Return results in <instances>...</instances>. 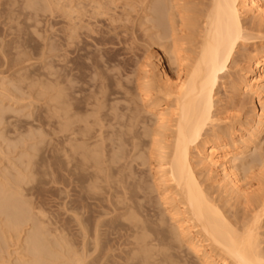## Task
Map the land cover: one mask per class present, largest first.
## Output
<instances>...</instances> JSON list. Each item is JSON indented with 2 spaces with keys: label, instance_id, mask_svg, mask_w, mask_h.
<instances>
[{
  "label": "bare ground",
  "instance_id": "1",
  "mask_svg": "<svg viewBox=\"0 0 264 264\" xmlns=\"http://www.w3.org/2000/svg\"><path fill=\"white\" fill-rule=\"evenodd\" d=\"M167 4H165L166 6L163 4L159 10L157 9L161 23L158 25L159 27L156 24L158 31L156 38L158 37L162 42H160L161 44L169 41V44L167 43L169 46L164 48L162 54L167 69L163 66V63H158L156 64L157 73L152 69H144V74L137 76L136 100L138 98L140 101L139 104H141L143 111L141 107L140 110H135L134 105V110H130L125 122H120L123 119L121 116L122 119L118 121L119 129L116 128V130L114 129L106 135L102 132L101 127L92 132V128L80 127L79 120L74 119V144L72 143L74 152H71L72 150L70 149V152L74 153V200L75 198L85 197L83 199L90 200L92 198L94 200L96 198L98 201H103L104 198H99V195H101L99 192L105 194V202L108 203L107 212L114 214L115 218L113 219L112 215L110 221L124 220L128 222V225L135 230L132 237L135 239V243L139 245L138 253L143 262H149L148 259L152 258V249L156 245V239H152L150 234L153 229L151 232H147L148 228L145 229L143 226V221L146 218L143 217L144 215L142 216L141 207L138 205L132 206V200L129 203V196L132 195V190H139L140 192L138 191L137 193H141V196H144L147 190L143 185L144 181L141 175L135 168L131 170L130 167L132 163L139 166L147 165L151 176L150 188L158 195L160 203L158 202L157 204L162 206L160 211H164L171 222L169 232L173 236L172 238L185 248L184 251L186 250L193 254L198 263L264 264V246H261L262 240L260 238V229L262 228V222H264V188L249 194L248 188L243 183L244 177L240 172V169L245 170L246 153L252 147L256 148L260 135L264 131V0H209L201 15L202 26L197 32L199 39L196 42L197 36L193 37L195 38L196 46L190 48L191 50L188 54H182L181 47L177 44L174 27L176 22L171 11L172 7H167ZM32 6L30 5V7ZM82 7L84 8V6ZM93 8H95L94 5L92 10ZM91 13L93 14V12ZM99 13L101 12L99 11ZM247 14L253 19L250 24H248L249 22L245 24L246 19L244 20V16L246 17ZM191 20H189L190 24L193 21ZM180 21L182 23L183 18ZM193 26L195 25L193 24ZM103 40L101 36L97 38L98 43ZM248 43L251 45L249 51H247L248 46L245 47ZM240 47L247 49L245 51V48H242L244 50L243 56L237 55V57L240 56L238 58L241 61L239 59L236 60V54ZM157 55L160 60V55L158 53ZM77 59L79 60V58ZM231 69L234 70L232 74L229 72ZM226 75L229 78L227 81ZM221 80L222 82L220 83L219 81ZM93 81L95 80L93 79ZM219 87L229 90L227 92L229 95L227 100L229 99L233 102V98L238 100L240 98H237V96L240 95H249L250 99H257L261 105L260 112H248L244 121L241 117L220 118L222 115L218 113L220 108H216V104L219 102L216 98ZM106 90L103 93L106 94ZM244 102L240 103L243 104ZM223 106L226 108L225 105ZM82 110L80 109V111ZM226 115L228 116V114ZM68 125L66 126L68 127ZM12 149L15 150V146ZM62 151L61 153L64 154V149ZM68 155H70L69 152ZM31 157L32 155L27 156L23 167L20 168L18 166L20 169L18 167L16 169L12 168L15 171L12 174L11 172L10 174L6 172L8 175L0 173V261L6 258L2 261L4 263L7 260V255L12 256L14 254H8L5 249H7L6 247L10 242H16L14 244L17 248L13 249L16 258L14 256L15 259L8 257V260H15V264H84V257H86L84 241L81 245L80 255L77 250L72 249L73 245H69L68 242L71 241L63 238L68 233L67 231V233L64 232V236L57 235L59 229L60 232L65 231H62L61 228L63 227L58 226L59 229L56 227L52 229L49 227L50 223L46 224L44 220L46 218L45 210L43 211L44 208L40 205V202H43L41 197L44 194L41 193L42 195L38 198L42 200H38L36 204L32 203V200L28 198L33 194L39 195L41 188L39 189L40 186L38 187V184L39 182L43 184L42 181L37 182L35 178L36 184L34 177L38 175V180H40V177L42 179V176H40L42 171L40 169L44 164L35 162L39 167V170L37 168L39 174L36 172L34 174L31 173L36 170L35 166H30ZM258 165H261L260 160L257 163ZM51 167L54 168L52 169L54 172L55 167L50 166L49 168L51 169ZM49 171L51 170L47 172ZM47 172L44 171V173ZM29 173H31V176ZM52 173H50V177H52L51 181L53 182V178L56 175L53 173V176ZM57 181L63 182V180L59 179ZM57 181H54V183L57 184ZM42 184L39 185L42 186ZM44 191L46 192V188ZM148 191L150 193V190ZM129 192L131 195H129ZM232 198L243 204L241 213L229 210V202ZM33 202H36V200ZM75 205V209L72 208V211L77 209V205L76 207ZM85 206H82V208ZM80 208L78 209L80 210ZM107 212L105 211V214ZM74 217L76 219V216ZM81 217L82 219L77 217V220H75L76 225L79 227L76 232L85 235L87 229L85 226L88 227L89 222L87 224L88 219L83 218L84 216ZM140 217L142 218L140 219ZM161 219L163 218L161 217ZM161 219L152 222L156 229L163 224H160L163 221H160ZM99 220L101 219L98 218V221L93 224V230L92 227L90 228L91 232L93 231L92 235H94L95 250L105 238V236H102L103 240L99 241V239H102L100 236L103 234L99 232L101 224ZM54 224H51V226ZM107 227L109 226L103 228ZM103 228L101 227V229ZM88 230L87 232H89ZM104 231H108V229H104ZM22 232L24 233L23 237H21ZM60 232L59 234H61ZM14 244L12 245L15 246ZM103 246L104 244L101 247L103 248ZM16 249L20 250L16 252ZM3 255L5 256L3 257ZM133 257V254H129L126 260H124L125 258L123 259L124 263L122 261L119 262H122L121 264H130L129 261ZM62 258H65V261L63 259V261L59 262L58 260ZM168 259V255L164 254L163 258L158 262L148 264H164L165 262L168 263ZM12 262L14 264V261L9 263L12 264Z\"/></svg>",
  "mask_w": 264,
  "mask_h": 264
},
{
  "label": "rangeland",
  "instance_id": "2",
  "mask_svg": "<svg viewBox=\"0 0 264 264\" xmlns=\"http://www.w3.org/2000/svg\"><path fill=\"white\" fill-rule=\"evenodd\" d=\"M167 2L169 3L167 4ZM208 3L209 0H0V173L8 175V173L10 174L11 172L12 174L15 172L14 169H16V167H23L28 155H32L30 159V166L33 165V167L35 166L36 169L31 173L34 174L35 172H39V167L37 166L39 162L40 164L42 163V165L44 164L42 168L39 164L40 168L43 169H40V171H42L40 174L42 179L40 177V180H38V175L35 177L32 175L34 179H37V182H43V184L39 182V184H42V186L38 184V187L40 186L39 189L41 188L40 194L37 196L33 194L34 196L30 195L28 198L32 200L31 202L34 204L38 203L37 201L41 198L43 199L44 205L43 202H39L44 208H42L43 211L45 210L44 212L46 218L44 220L46 221V224L48 225L50 223L49 227L52 229H54V227L59 229L58 226L63 227L61 228L62 231H65L60 232L59 229L61 234H59L57 231V235L64 236V234L68 232L63 238H65V240L67 239L68 241H71L72 243L68 242L69 245H73L72 249H75V251L77 250V253L79 254L81 253V245L84 241V253L86 254V257H84L85 261L83 260L84 264H121L124 258V260L128 258L129 254L134 255L131 261L128 260L130 264H148L151 262H158L163 258L164 254L168 255L169 257L168 263L165 262L164 264H200L195 259L193 254H190L186 250L184 251L185 248L182 245L180 246V244H178V242L172 238L173 236L169 232L171 222L169 221L167 214L164 213V211H160L162 210V206L157 204L159 202L158 195L150 188L151 176L147 169V165L139 166L135 163H132L130 167L131 170L135 168V170H137L141 175L142 180L144 181L143 185L147 188L145 195L141 196V193L138 194L137 192L139 190H132V195L130 192L129 195L131 196L127 195L130 197L129 203L132 200V206L138 205L141 207L142 216L144 215L143 217L146 218V221L142 219L144 220L143 226L145 229L148 228L147 232H151L153 229L154 232L152 231L153 233L151 232L150 234L152 239L155 238L157 241H155L156 245H154L152 249V258L148 259L149 262H143L140 254L137 251L139 245L135 243V239L132 237L135 230L132 229L128 225V222L124 220L119 221L116 219L118 222H115V220L114 222L110 221V219H112V215L113 219L115 218L114 214H109L107 212L108 203L105 202V194L99 192V194H103L101 196L97 192L100 199L104 198L103 201H98L96 198L94 200L92 198L90 200L83 199L85 197H80L79 199L75 198L74 200V153L71 152H74V119L79 120L80 125H78L80 127L86 129L92 128V132H95L97 129H99V127H101V130H103L102 132L105 133V135L109 132H112L114 129L116 130V128L119 127L118 121L123 118L120 122H125L126 117L130 114L131 109L140 110L142 108L141 104H139L140 101L138 98L136 100V78L144 74V69H152L157 73L158 68L156 67V64L158 63H163V66L167 69V65L164 62V56L162 54L164 48L169 46V41L165 43L163 42L164 44H161L162 42L158 39V37L156 38L158 32L157 26L161 23L158 12L160 6L167 4V7H172L171 11L174 16V21L176 22L174 24L175 36L177 38L176 41L178 42L176 43L179 47H181L180 49L182 50V54H188L191 50L190 48L196 46L195 44L198 41L197 39H199L197 32L202 26L201 15ZM30 5H35L39 8H36L35 6L30 7ZM93 5L95 7L93 8L94 11L92 10ZM82 6H84V8ZM90 11L93 12L94 15ZM99 11L102 14L99 13ZM182 12L186 15H184ZM247 15L246 17L244 16V20L246 19L245 24L248 22V24H250L253 19L250 15ZM181 18H183L182 23L180 21ZM191 19L196 21L193 22ZM189 20L192 21L191 24L189 23ZM193 24L195 26L192 27ZM181 35L183 36L181 37ZM100 36L103 37L104 40L98 43L97 38ZM196 36V39L193 38ZM247 46L248 50L245 48ZM250 46V43H248L245 47H240L236 54V60H238V57H240H237V55L243 56L244 50L242 48H245V51H249V49H251ZM78 50L80 51L78 52ZM157 53L160 55L162 60L158 59L159 56ZM77 58H79V60ZM229 72L232 74L234 70L231 69ZM99 78L102 80V82ZM93 79L95 81H93ZM227 80H229V78L226 75V81ZM219 82L221 83L222 80ZM105 90L106 94L103 93ZM4 91H8L9 93H5ZM217 91L216 98L219 100V102H221L220 105L222 104V109L220 105H218L219 102L216 104V108H220H218V113L222 114H220L221 116L218 114L220 118L241 117L244 121L248 112L254 111L259 113L261 110V105L259 104L258 100L252 97V99H250L249 95L237 96V98H240L238 100L233 98L235 102L234 103L229 99L227 100L229 97L227 92L229 90H224L223 88L219 87ZM85 99H88L89 102ZM241 99L242 101H245V104H241ZM222 101L224 102L222 103ZM232 102L236 106H234ZM134 105L135 107L133 109ZM223 105H225L226 108ZM92 106L95 108L93 109ZM80 109L82 111H80ZM141 110L143 111V108ZM143 113L145 114V112ZM113 114L115 117H113ZM226 114H228V116ZM146 116L148 115L146 114ZM105 123L109 124L106 125ZM66 125H68V127ZM16 128L17 130L15 131ZM14 146L15 150H13L14 148L12 149ZM63 149L64 154L61 153L63 152ZM70 149L72 150L71 152ZM66 151L67 153H65ZM51 152H53V154H51ZM68 152L71 156L68 155ZM65 156L69 159H66ZM56 158L57 160H55ZM259 160L261 161V165L257 166ZM65 161H68V165ZM50 166L55 167L54 172L52 171L54 168L51 167L50 169ZM47 168H49L48 170H51L56 176H54L51 171L47 172ZM63 168L65 169L63 170ZM44 171L47 173H44ZM240 172L244 177L243 183L245 184L246 188H248L247 191L249 194L264 188V131H262L260 135V140L256 148L252 147L246 153L245 170L240 169ZM31 173H29L30 176ZM50 173H52L54 176L53 182L51 181L52 177H50ZM47 174L49 175V178ZM49 179L52 183L49 181ZM57 179L63 180V182L57 181ZM54 181H57L58 183L56 184ZM66 187L68 188L66 189ZM45 188L46 192L44 191ZM148 190H150V193ZM41 193L44 194V196L39 199L38 197L42 195ZM132 196L134 197L133 199ZM35 200L36 202H33ZM74 204L77 205V209L79 207L82 208V206H86L82 209L80 208V210L76 209L72 211ZM229 205V210L231 211L234 210L241 213L243 210V204H240L235 198L230 200ZM105 211L108 214H105ZM103 214H105V216H103ZM160 215L163 219H161ZM74 216H76V219H74ZM81 216H84L83 218H86V220L88 219L87 224L89 222L88 227L85 226L87 228L85 232L86 236L83 235V233L78 234L76 232L79 227L76 225L75 220H77V217L82 219ZM98 218L101 219L99 221L101 222L100 226L102 228L106 226L109 227L101 229L99 226V232L103 233L100 237L102 238V236H105L104 241H102L104 246L102 248V244H98V248L95 250L93 243L94 235H92L93 231L91 232L90 228L92 227V230L94 229L93 224L95 221H98ZM141 218L142 217H140V219ZM148 218L149 220H147ZM157 219H161L160 221L163 220L160 222V224L165 223L164 226L161 224L163 228L161 226L160 228H157L158 231L152 223ZM51 224L57 225L51 226ZM84 225L86 224L84 223ZM104 229H108V231H104ZM87 230L89 232H87ZM260 234V238L262 240L261 246H264V222H262ZM23 235L24 233L21 237H23ZM101 240H103V238L99 239V241ZM14 243L10 242L6 247L7 249L5 250H7L8 254H15L13 249L15 250L17 246ZM74 245L77 247L75 248ZM18 250L20 249H16V252ZM7 252L5 253L7 254ZM14 254H12V256H7L9 258L15 259L16 254ZM4 256L5 255H3V257ZM12 259H9L8 261H14L15 264V260ZM63 259L65 261V258L59 259L58 261L61 262ZM7 260L5 261L6 263H3L2 261L0 262H2V264H8L9 262ZM119 261L122 262L120 263Z\"/></svg>",
  "mask_w": 264,
  "mask_h": 264
}]
</instances>
